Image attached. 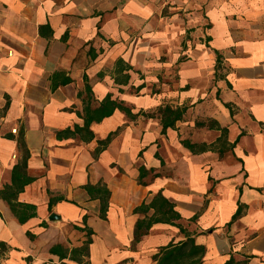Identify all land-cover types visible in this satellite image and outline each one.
Masks as SVG:
<instances>
[{"label":"crops","instance_id":"0c3cea01","mask_svg":"<svg viewBox=\"0 0 264 264\" xmlns=\"http://www.w3.org/2000/svg\"><path fill=\"white\" fill-rule=\"evenodd\" d=\"M160 105L185 107L164 132ZM186 237L264 264V0H0V264H155Z\"/></svg>","mask_w":264,"mask_h":264},{"label":"trees","instance_id":"16d2710c","mask_svg":"<svg viewBox=\"0 0 264 264\" xmlns=\"http://www.w3.org/2000/svg\"><path fill=\"white\" fill-rule=\"evenodd\" d=\"M219 55L216 53V68L220 62ZM118 103L110 99V95L107 94L103 99V102L100 104L98 108L93 110L91 113H88V117L86 118V122L82 129H86L88 123L92 120L100 121L104 117L110 116L115 108H119ZM87 111V110H86ZM185 111V107H172L170 105H160L157 108V112L159 113L161 119L162 132H164L167 128H173L174 124L177 120L182 118V114ZM128 112V111H127ZM87 114V112H86ZM201 124V123H200ZM106 139V142L108 141ZM185 147L190 150L195 151V145L190 144L187 141H182ZM159 197V195H158ZM152 206L155 205V202H151ZM102 211L104 207L102 206ZM240 213V209L236 210L235 214L232 216V220L235 219ZM175 218L178 217L177 213L173 215ZM159 220L158 218H150L148 221L144 223H140L141 229L147 230L152 222ZM137 229H139V223L136 224V233L135 240H137ZM180 231H183L180 228ZM204 254V247L202 245H198L195 243L193 237H186L184 240L177 243H169L165 246H161L158 251L152 256V259L155 261V264H202V256ZM245 262V261H244ZM242 262V263H244ZM225 264H235L231 259L228 260ZM238 264V263H237Z\"/></svg>","mask_w":264,"mask_h":264}]
</instances>
